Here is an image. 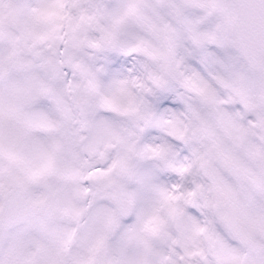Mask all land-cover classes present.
<instances>
[{
    "label": "snow or ice",
    "instance_id": "snow-or-ice-1",
    "mask_svg": "<svg viewBox=\"0 0 264 264\" xmlns=\"http://www.w3.org/2000/svg\"><path fill=\"white\" fill-rule=\"evenodd\" d=\"M0 264H264V0H0Z\"/></svg>",
    "mask_w": 264,
    "mask_h": 264
}]
</instances>
